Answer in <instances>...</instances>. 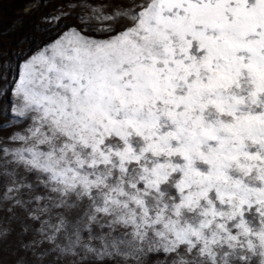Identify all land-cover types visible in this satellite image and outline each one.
Returning a JSON list of instances; mask_svg holds the SVG:
<instances>
[{
    "label": "snow or ice",
    "instance_id": "snow-or-ice-1",
    "mask_svg": "<svg viewBox=\"0 0 264 264\" xmlns=\"http://www.w3.org/2000/svg\"><path fill=\"white\" fill-rule=\"evenodd\" d=\"M0 264H264V0H0Z\"/></svg>",
    "mask_w": 264,
    "mask_h": 264
},
{
    "label": "rangeland",
    "instance_id": "rangeland-1",
    "mask_svg": "<svg viewBox=\"0 0 264 264\" xmlns=\"http://www.w3.org/2000/svg\"><path fill=\"white\" fill-rule=\"evenodd\" d=\"M9 10H10V11L12 10L11 6L9 7ZM5 42L8 43V41H5Z\"/></svg>",
    "mask_w": 264,
    "mask_h": 264
}]
</instances>
